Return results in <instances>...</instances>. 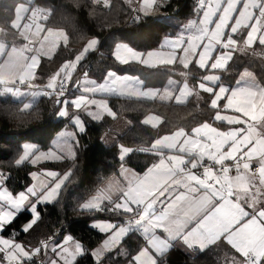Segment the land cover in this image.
Instances as JSON below:
<instances>
[{"label": "snow or ice", "instance_id": "6c2138e0", "mask_svg": "<svg viewBox=\"0 0 264 264\" xmlns=\"http://www.w3.org/2000/svg\"><path fill=\"white\" fill-rule=\"evenodd\" d=\"M99 2L93 0L94 4ZM163 3L164 0H138L136 19ZM104 6H108V0H104ZM50 15V9L27 7L22 3L15 7L9 26L0 27V33L15 30L25 41L22 47L13 46L11 50L0 43V85L5 86L0 96L7 93L17 101L30 96L32 99L23 103L21 111L31 110L38 97L54 99L60 105L57 115L70 118L83 132V121L75 113L70 115L69 107L77 112L85 111L93 119L100 118L99 112L93 113V108L115 118L104 96L174 99L176 104L182 105L202 92L208 94L207 103L214 110L213 119L230 126L222 130L205 121L190 132L181 127L155 139L149 148L140 149L158 157L142 175L124 168L123 161L133 149L120 147L121 178L109 179L80 208L138 218L123 224L102 221L93 225L107 234L102 248L92 252L97 264H102L100 258L134 231L142 233L145 246L131 258L132 264H161L160 258L177 241L200 251L223 244L234 252L226 264H264V84L247 69L240 74L235 86L221 83V76L216 74L228 70L237 50L245 52L257 42L264 46V0H198V20L189 23L186 34L181 33L161 46L168 51L143 53L127 45L115 46L112 55L120 64L136 62L155 68L178 62L184 69L194 65L202 71L207 70L195 87L187 82L189 73L182 72L185 79L180 82L178 94L170 87L163 91L144 88L138 79L109 71L104 83L88 80L85 73L87 82L82 85L83 94L71 100L65 98L74 71L86 54L96 49L99 43L96 39L90 40L73 60L66 61L42 89L22 91L17 85L38 88L32 81L41 56L51 58L61 44L65 47L68 44L69 37L63 29H45L38 22L47 21ZM244 30H247L246 35L238 48L240 42L235 37ZM254 54L264 56V52ZM175 83L169 81L170 85ZM97 95L101 98L97 99ZM159 122L158 116H148L142 121L153 128ZM74 135L67 134L68 137ZM64 145L66 151L42 152L34 144H25L15 164L19 166L29 161L35 165L49 158L74 161L76 153L67 139ZM42 174L51 178L48 183H33L17 194L0 184V231L22 210H30L32 219L23 227V231L28 232L40 219L38 206L58 198L72 170L63 174L51 170L30 173L34 181ZM0 178H3L2 173ZM42 248L47 251L49 243L42 241L41 247L29 251L14 239L0 236V254H3L0 264H25ZM50 250L55 258L48 264H76L77 257L85 252L70 235L62 244H53Z\"/></svg>", "mask_w": 264, "mask_h": 264}, {"label": "trees", "instance_id": "16d2710c", "mask_svg": "<svg viewBox=\"0 0 264 264\" xmlns=\"http://www.w3.org/2000/svg\"><path fill=\"white\" fill-rule=\"evenodd\" d=\"M22 3L29 7L50 9L51 15L48 20L41 21V24L45 29L47 27L63 29L69 37L67 46H60L52 59L41 60L37 81L49 78L66 61L73 60L92 39L98 40L99 43L94 51L86 54L78 65V70L86 71L88 76L96 81H101L108 71H113L117 74L136 76L145 86L161 87L170 77L176 78L179 73L187 71L189 73L187 82L194 87L200 77L207 74V70L202 71L194 65H190L189 69L177 64H174V67L146 68L138 63L124 65L115 61L112 52L117 43H127L137 50L146 52L159 48L163 37L176 36L174 35L176 27L156 17L140 15L139 20L128 24L132 8L123 0H108L107 7L104 6V0H100L98 4H94L93 0H0V27L9 26L11 19L14 18L15 7ZM193 5L194 0H169L161 10L164 12L163 15H174L183 22L194 15ZM3 33L7 47L13 46L11 41L23 42L14 30ZM243 35H246V30L235 37L240 42L239 47L243 44ZM248 51L251 53L238 50L234 52L228 70L216 73L221 76V83L233 86L240 73L248 69L260 83L264 84V56L254 54L264 52V46L255 43ZM77 74L78 72H75L72 77ZM73 95L72 93L68 97ZM208 100V94L202 92L199 97L192 96L182 105L173 102L108 98V107L116 114L115 118L106 116L99 122H85V130L76 135L78 143L75 146V160L46 164L61 174L72 170V175L62 187L58 198L51 203L38 206L40 219L28 232H24L22 227L31 221L32 215L27 210H22L12 223L2 230V235L16 233L20 241L37 244L49 236H54L56 240L68 233L84 246L85 252L77 258L76 264H97L90 252L101 243L104 235L92 229L90 223L95 220L114 221L116 216L108 211L81 210L80 205L121 168L122 162L119 159L121 146L133 149L123 161L124 167L142 174L157 161L158 157L140 149L149 148L155 139L171 134L181 127L190 132L193 127L205 121L222 127V123H217L213 119L214 110L208 107ZM23 103L24 101L19 102L9 96H0V173L3 174L4 185L12 193L24 191L32 180L30 173L35 170L27 163L19 166L15 164V160L21 155L22 145L31 143L39 150L48 149L59 131L75 127L69 119L56 120L59 107L54 99L42 98L31 110L21 111ZM149 115L160 117L156 128L142 123ZM120 118L130 122L129 129L117 137L114 145L104 146L100 140L101 136ZM143 245L144 240L138 233L133 232L104 256L102 264H128ZM233 254L234 252L223 244L211 246L205 251L197 250L190 255L177 247H172L160 258V262L226 264V260Z\"/></svg>", "mask_w": 264, "mask_h": 264}, {"label": "rangeland", "instance_id": "374dc122", "mask_svg": "<svg viewBox=\"0 0 264 264\" xmlns=\"http://www.w3.org/2000/svg\"><path fill=\"white\" fill-rule=\"evenodd\" d=\"M130 8H132V10L133 9H136L137 7H138V0H123ZM169 3V0H164V3H163V5L162 6H160V7H157V8H155L152 12H150L148 15H143V16H150V17H156L157 19H159L160 21H162V22H164V23H166V24H169V25H172V26H174V27H176L175 28V34L174 35H176V36H173V37H170V36H165V37H163L161 40H160V43H159V48H157V49H153V50H151V51H157V50H163V51H168V49L167 48H163V49H161V46L162 45H164L165 44V42L166 41H168V40H172V39H175L177 36H179L181 33H185V29H186V27L189 25V23L191 22V21H195L196 19H197V17H191V18H189V19H187L186 21L188 22V23H183L182 21H181V19L180 18H178V17H176V16H174V15H163L164 14V12L161 10L166 4H168ZM197 6H198V0H194V5H193V7H192V11H194V14L196 15V9H197ZM136 13H137V11H136ZM138 14V13H137ZM142 15V14H141ZM163 15V16H162ZM39 23H41V21H38ZM3 34L4 33H0V43H3V44H5L6 45V41H5V39H6V37L5 36H3ZM186 34V33H185ZM43 35V33H41V36ZM20 37V36H19ZM21 38V37H20ZM22 39V38H21ZM8 41H11V40H9V39H7ZM23 41V40H22ZM25 43V41H23V42H20V43H13V41H11V45H13V46H15V47H17V48H19V47H22V45ZM117 44H120V45H127V46H129V47H131L129 44H127V43H123V42H120V43H117ZM116 44V45H117ZM115 45V46H116ZM38 46V45H37ZM61 46H64L63 44H61ZM115 46H114V48H115ZM113 48V51L115 50ZM132 49H134V50H136V51H139V52H142V51H140V50H137V49H135V48H133V47H131ZM57 50V49H56ZM249 50V49H248ZM245 51L246 53H251V52H249V51ZM150 50H148V51H146V52H143V53H147V52H149ZM239 51V50H238ZM92 52V51H91ZM239 52H241V51H239ZM244 52V53H245ZM55 53V52H54ZM54 53L51 55V59L53 58V56H54ZM113 53V52H112ZM26 55H31V53H25ZM113 56V55H112ZM42 59H50V58H48V56H41V59H40V61L42 60ZM113 59L115 60V58L113 57ZM133 63H136V62H133ZM178 63V62H177ZM176 63V64H177ZM120 64V63H119ZM139 64V63H138ZM140 65H142L143 67H146V68H150V67H147V66H145V65H143V64H140ZM177 65H180V64H177ZM39 67H40V63H39V65L34 69V73H35V78H37L38 77V70H39ZM166 67H168V66H158V67H155V68H166ZM169 67H174V65H170ZM44 69V68H43ZM49 69V68H48ZM79 69V68H78ZM77 69V70H78ZM78 72V71H77ZM173 72V71H172ZM56 73V72H55ZM41 74H42V72H41ZM78 75H79V72H78V74L75 76V77H72V81H75V79L78 77ZM133 77H135V78H137L139 81H141L138 77H136V76H133ZM180 77H181V73H179V76H177L176 78L175 77H170L161 87H154V86H145L144 85V83L142 82V85H143V87L144 88H154V89H159V90H161V91H163L166 87H170V88H173V89H176L177 90V94H178V88L181 86L180 85V82H182L183 80H180ZM35 78H34V80L32 81V83L34 84V85H37V86H40V84H41V82H39V81H37V80H35ZM174 81V82H177V83H175V84H172V85H170L169 84V81ZM87 81L85 80V78H83L82 80H81V82L79 83V85L77 86V88H76V94H74L73 96H71V97H67V99H69V100H71V99H73V98H75L76 96H78V95H81V94H83L82 93V85L83 84H85ZM47 84V83H46ZM190 86H192V85H190ZM195 87V86H194ZM22 91H36V88H32V89H28L27 87H26V89H21ZM197 91H199L198 89H197ZM6 95H8V96H10V94H7V93H5L4 95H2V97H5ZM28 97V100H27V102L29 101V100H31L32 98L30 97V96H27ZM12 98H14V97H12ZM66 98V97H65ZM96 98L97 99H100V98H98V96H96ZM63 99V98H62ZM108 101V100H107ZM147 101H158V102H173V103H175V100L173 99V100H171V101H161V100H159V99H156V100H147ZM93 113H96V112H99V115H101L100 114V111H102V110H100V109H97V108H93ZM80 112H82V115H86V116H92V115H89L87 112H85V111H80ZM76 115H79L78 113H75ZM103 115V114H102ZM107 115V114H106ZM56 116L58 117V118H60L58 115H57V112H56ZM80 116V115H79ZM149 116H156V115H149ZM81 117V116H80ZM148 117V116H147ZM71 124H73L72 123V121H71ZM159 124V123H158ZM147 126H150L151 127V125H147ZM77 129V131L79 132V129L78 128H76ZM74 132V129L72 128V127H70L69 129H67L66 131H64L63 133H61L59 136H57L56 137V139H55V141H52V146H53V148H58L59 150H61V151H66V146L64 145V140L65 139H67L68 140V144L69 145H71L72 147H73V149H74V147H75V143H76V140H75V136H72V137H68L67 136V134L68 133H73ZM80 133V132H79ZM56 151V150H55ZM41 173L43 172V171H40ZM32 180H31V182L29 183V185H28V187L29 186H31V184H32ZM38 182H40V179L38 178L37 180H36V182L35 183H38ZM0 184H2L4 187H6L5 185H4V178H0ZM19 192H21V191H19ZM19 192H17V193H19ZM17 193H13V194H17ZM49 203H51V202H49ZM28 212H30V210H27ZM31 213V212H30ZM129 215H124V216H119L118 218H116L114 221H112V222H116V223H120V220L121 219H123V218H127ZM94 225V224H93ZM23 227H24V225H23ZM23 227H22V229H23ZM2 231H0V233H1ZM67 234V233H66ZM103 234V233H102ZM70 234H67V236H69ZM0 236H2V235H0ZM67 236H63V238L62 239H56V240H54V243H52V245L53 244H55V243H63L64 242V240H65V238L67 237ZM139 237H141L142 239H143V236H139ZM5 239H10V238H8V237H4ZM107 238V234L106 233H104V238H103V241L105 240ZM144 240V239H143ZM103 241L100 243V245L95 249V250H97V249H100V248H102V246H103ZM17 243H20L21 244V242H19V241H16ZM51 245V246H52ZM51 246L49 247V249H48V260H50V259H53V258H55V256H54V254L51 252ZM118 245H116V246H114V247H117ZM145 246V241H144V245L141 247V248H143ZM140 248V249H141ZM115 249V248H114ZM94 250V251H95ZM137 254V253H136ZM135 254V255H136ZM134 255V256H135ZM51 256V257H50ZM93 258H94V260L95 261H97V257H94L93 256ZM101 259V258H100ZM46 264H48V261L46 262ZM128 264H132V259L128 262Z\"/></svg>", "mask_w": 264, "mask_h": 264}, {"label": "crops", "instance_id": "0c3cea01", "mask_svg": "<svg viewBox=\"0 0 264 264\" xmlns=\"http://www.w3.org/2000/svg\"><path fill=\"white\" fill-rule=\"evenodd\" d=\"M19 5V4H18ZM17 5V6H18ZM26 5V4H25ZM27 7H29L28 5H26ZM193 18L194 17H197V19L196 20H198V16L197 15H193L192 16ZM195 20V21H196ZM189 22V21H188ZM187 21H183V23H188ZM15 31V30H14ZM247 31V30H246ZM258 43V42H257ZM88 44V43H87ZM13 46H11V47H8V49L9 50H11V48H12ZM238 48H239V45H238ZM115 49V48H114ZM91 52V51H90ZM89 53V52H88ZM116 61V60H115ZM41 62V61H40ZM119 63V62H118ZM130 63H133V62H130ZM177 64H179V63H177ZM181 66V65H180ZM182 67V66H181ZM183 68V67H182ZM77 69H78V67H77ZM75 70L74 71V73L75 72H79V75H78V77L75 79V81H74V90H73V94H76V88H77V86L79 85L77 82L79 81V82H81V80L83 79V78H85V73H87L86 71H80V70ZM248 70V69H247ZM245 71V69L241 72V73H243ZM249 71V70H248ZM109 72V71H108ZM107 72V73H108ZM251 72V71H250ZM73 73V74H74ZM107 73L105 74V76H104V78L101 80V81H96V80H93V79H91L89 76H88V74H87V79L88 80H92V81H96L97 83H104L105 82V77H106V75H107ZM240 73V74H241ZM53 75V74H52ZM51 75V76H52ZM117 75H119V76H127V77H131V78H134V79H137V78H135V77H133V76H131V75H127V74H117ZM240 78V75H239V77L237 78V80ZM48 79L49 78H46V79H43V81H39V82H41V84H40V86H38V88H36V91L37 90H39V89H42L43 88V86L44 85H46V83H48ZM185 79V77H183L182 75H181V77H180V80H184ZM35 80H36V78H35ZM189 84V83H188ZM190 85V84H189ZM233 86H235V84L233 85ZM4 85H3V87H2V89H1V91L0 92H3V89H4ZM22 89H26V87L25 88H22ZM6 96H8V95H6ZM98 96V98H101V96L100 95H97ZM9 97H11L12 98V96L10 95ZM110 97H117V98H127V97H120V96H116V95H107V96H104L103 98H105V99H107L108 100V98H110ZM42 98H45V97H43V96H41V97H38L37 99H36V101L34 102V104L37 102V101H39L40 99H42ZM12 99H14V100H16L15 98H12ZM132 99H135V98H132ZM27 100H28V97L27 96H25V97H22L21 98V100L19 101V102H22V101H24V102H27ZM17 101V100H16ZM176 104V103H175ZM58 107H60V105H57ZM68 111H69V113H70V115L71 114H73V113H78L81 117V120L83 121V127H84V125H85V122H89V121H93V122H99V121H101L104 117H106V116H109V115H106V111H100V114L101 115H99L100 116V118L99 119H93L92 118V116L90 117H88V116H86V115H82V112H77L74 108H71V107H69V109H68ZM103 114V115H102ZM228 114H232V113H228ZM214 116V115H213ZM57 119H69V121H70V123H71V119L70 118H58L57 116H56V120ZM215 122H217V123H222V122H218V121H215ZM223 125H222V127H218V128H221L222 130H227L230 126L229 125H227V124H224V123H222ZM129 127H130V122L127 120V119H125V118H120V119H117V120H115L112 124H111V126H110V128H109V130L107 131V132H105V133H103V135L101 136V143L104 145V146H106V147H110V146H112V145H114L115 143H116V141H117V137L118 136H120V135H122L123 133H125L128 129H129ZM233 127H236V126H233ZM70 127H67V128H65V129H62L61 131H59L56 135H55V137H53V139H52V141H55V139H56V137L57 136H59L61 133H63L64 131H66L67 129H69ZM74 129V132L73 133H75V140H76V135H77V133H79V132H81V131H77V129H76V127H74L73 128ZM167 135H169V134H167ZM52 141H51V144H50V147L48 148V149H45V150H40V151H42V152H49V151H54V152H61V150H59L58 148H53V146H52ZM25 144H31V143H25ZM25 144H23L22 145V149H23V146L25 145ZM75 146H76V143H75ZM38 148V147H37ZM56 150V151H55ZM74 151H75V147H74V149H73ZM21 154H22V152H21ZM64 160H71V159H64ZM64 160H61V161H57V160H55V159H53V158H49V159H44V160H41L40 162H38V163H36L35 165H33L32 163H30L29 161H25L24 163H27V164H29V165H31L33 168H35V170L33 171V172H40V171H44V170H51V171H56V172H58V170L57 169H55V168H52V167H48V166H46V164H56V163H59V162H62V161H64ZM157 161H158V159H157ZM156 161V162H157ZM155 162V163H156ZM23 164V163H22ZM125 169H128V170H131L132 172H135L133 169H131V168H129V167H124ZM120 172H121V168L118 170V172L115 174V175H113V176H111V177H109L104 183H106L109 179H119V178H121L120 177ZM135 173H137V172H135ZM144 173V172H143ZM142 173V174H143ZM139 174V173H138ZM142 174H140V175H142ZM40 179V181H43L44 183H48L49 182V180L51 179V178H47L46 176H44L43 174L42 175H40V176H38L37 178H36V180L37 179ZM36 180L34 181L33 180V178H32V184L33 183H35L36 182ZM103 183V184H104ZM31 184V185H32ZM103 184L100 186V187H102L103 186ZM53 202V201H52ZM45 204H48V203H45ZM40 205H43V204H40ZM102 221H109V220H95V221H92L91 223H90V227L92 228V229H94L95 231H98L99 233H101L100 231H99V229L98 228H95V227H93V224H96V223H98V222H102ZM27 224V223H26ZM23 230V229H22ZM135 233H137V231H134ZM131 233H133V232H131ZM131 233H129V234H131ZM68 234V233H67ZM67 234L65 233V234H63V235H61L58 239H62L63 238V236H67ZM103 235H104V233H103ZM71 237H73L72 235H70ZM139 236H142V233L141 234H139ZM126 238V237H125ZM124 238V239H125ZM73 239L75 240V241H77V242H79L82 246H83V244L80 242V241H78L77 239H75L74 237H73ZM103 241V240H102ZM101 241V242H102ZM52 243H54V241L52 242ZM52 243H51V245H52ZM50 245V246H51ZM100 245V244H99ZM99 245H97L96 246V248L99 246ZM49 246V247H50ZM173 247H177L179 250H181L183 253H185V254H188V255H190V254H193L195 251H197L198 249H189V248H187L182 242H180V241H177V242H175V244H174V246ZM83 248H84V246H83ZM96 248H94L91 252H90V254H91V257H92V259H93V261L95 262V263H97V261H95L94 260V258H93V256H92V252L96 249ZM115 247H113L112 248V250L114 249ZM110 252V251H109ZM139 252V251H138ZM137 252V253H138ZM106 254H108V252L107 253H105L102 257H101V260L104 258V256L106 255ZM137 255V254H136ZM2 256H3V254H0V260H2ZM51 257V256H50ZM79 257V256H78ZM77 257V258H78ZM134 257V256H133ZM47 261H49L48 260V254H47V256H46V258H45V260H44V264H46V262Z\"/></svg>", "mask_w": 264, "mask_h": 264}, {"label": "built area", "instance_id": "2783aa9c", "mask_svg": "<svg viewBox=\"0 0 264 264\" xmlns=\"http://www.w3.org/2000/svg\"><path fill=\"white\" fill-rule=\"evenodd\" d=\"M136 17H137V13H136L135 9H133L132 10V13H131V16L129 17L127 23L128 24L134 23V21L137 20ZM17 86L20 87L21 89L22 88H25V86H21V85H17ZM2 87H3V85H0V91H1ZM73 90H74V81H72V83H70L68 85L67 92H66V97L70 96L72 94ZM254 167H255V165H254ZM161 211H162V208H161ZM108 213H110V212H108ZM115 216H116V218L119 217L118 215H115ZM133 218H138V217H133V216H130L129 215L127 218L121 219L120 220V223L123 224L125 221H127L129 219H133ZM137 233L138 234H141V232H138V231H137ZM0 235H2V232L0 233ZM3 237H8L10 239H14L15 241L21 242V244L25 247V249L26 250H29V251H31V250H33L35 248L41 247V242L42 241H47L49 243V246H50L51 243L55 240V237L54 236H49V237L43 239L42 241H40L37 244H29V243L20 241L19 236L16 233H11V234H9L7 236H3ZM47 254H48V250L45 251L42 248V250H41V252L39 254H37L36 256L32 257L31 260H26L25 261V264H44V260H45V258L47 256Z\"/></svg>", "mask_w": 264, "mask_h": 264}]
</instances>
